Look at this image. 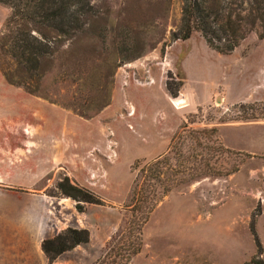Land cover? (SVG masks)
Masks as SVG:
<instances>
[{"label": "rangeland", "instance_id": "rangeland-1", "mask_svg": "<svg viewBox=\"0 0 264 264\" xmlns=\"http://www.w3.org/2000/svg\"><path fill=\"white\" fill-rule=\"evenodd\" d=\"M92 2L110 20L106 37L90 29L81 48L73 42L70 55L58 52L37 94L9 83L13 62L0 53V264H92L127 221L133 187L144 185L134 162L164 155L167 179L147 182L145 210L154 208L128 264L264 260L261 25L220 54L198 31L173 38L182 0ZM9 14L0 3V35ZM167 81L181 84L176 97ZM210 127L217 133L202 148L193 131ZM210 167L237 170L204 176ZM64 177L100 202L78 211L57 189ZM66 228L86 229L88 242L49 261L42 240Z\"/></svg>", "mask_w": 264, "mask_h": 264}, {"label": "trees", "instance_id": "trees-1", "mask_svg": "<svg viewBox=\"0 0 264 264\" xmlns=\"http://www.w3.org/2000/svg\"><path fill=\"white\" fill-rule=\"evenodd\" d=\"M0 3L10 8V14L4 22L6 33L0 35V53L10 57L13 62L12 71L7 74V79L9 83L22 87L27 94L38 93L40 80L54 67L58 52L70 55L74 43L81 48V40L90 29L93 35L101 38L107 35L106 23L110 20L108 16H98V10L92 0H0ZM99 19L100 22L102 19L103 23L100 24ZM256 24L261 25L259 37L263 38L264 0H240L238 5L235 0H182L180 25L173 38L186 40L193 32L198 31L209 48L220 54H230ZM122 36L124 40L127 38L125 35ZM64 46L66 48L62 49ZM124 46L129 47L127 42ZM62 61V68L69 70L71 57L66 56ZM172 84L167 81L166 90L171 97H176L181 84L175 86ZM251 105L242 104L240 107ZM254 117L250 115L245 119ZM193 133L197 144L202 147L205 144L203 141L207 138L212 139L217 129L203 128ZM178 136H175L176 139ZM226 152L229 151L226 149ZM169 160V157L164 155L144 165H141L143 162L141 160L134 162L133 169L140 168L142 173L145 172L144 185L139 188L135 184L133 187L127 221L111 235L102 255L92 264H128L131 257L140 252L141 226L154 208L151 206L145 210L149 198L147 182L163 185L167 177L161 170ZM207 165L209 163L205 162L204 166ZM236 170L237 167L225 171L215 167L212 170L210 167L203 175H229ZM188 181L190 180L184 178L181 182ZM56 186L63 196L76 201L78 211L82 210L84 204L100 202L85 187L72 184L68 177L62 178ZM88 239L89 233L86 229L66 228L54 237L43 239L41 250L48 260L52 261L61 253L88 242ZM244 264H264V260L253 257Z\"/></svg>", "mask_w": 264, "mask_h": 264}]
</instances>
